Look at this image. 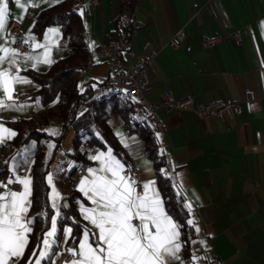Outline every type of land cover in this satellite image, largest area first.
Masks as SVG:
<instances>
[{"label":"crops","instance_id":"0c3cea01","mask_svg":"<svg viewBox=\"0 0 264 264\" xmlns=\"http://www.w3.org/2000/svg\"><path fill=\"white\" fill-rule=\"evenodd\" d=\"M21 2L38 6L30 7L25 13L14 0L9 4L6 31L8 23L17 20L22 25L23 40L29 36L34 38L26 44V51H20L42 57L44 49L31 46L39 43L51 48L53 62L68 56L71 49L62 38L60 25H48L40 35L32 30L35 14L49 3L43 0ZM81 8L84 10V15L80 16L89 54L95 55L101 45L119 37L114 24L119 13V0H79L78 9ZM20 16H23L22 22ZM130 21L133 27L129 41L131 55H126L125 59L135 62L142 54L145 41L156 51L147 71L145 96L148 99L159 101L164 93L170 92L178 98L190 95L195 103L238 100L242 108L239 114L228 112L218 118H202L191 110L167 112L159 107L156 114L162 124L159 128L150 126L155 133L158 151L165 157L161 170L170 174L168 177L176 193L183 198L184 205H192L189 219H194L201 229L196 233L192 228L188 258L184 257L183 250L180 254L184 264H192V254L202 257L196 264H264V0H139ZM49 29H57L58 34H50ZM179 29H183L186 36L180 47L172 48L168 41ZM234 31H238L240 43L234 41ZM215 34H219L221 40L209 49L204 48L200 37ZM18 59L22 68L33 70L30 67L32 61L25 62L23 57ZM49 67L40 63L33 71L46 72ZM106 74L100 59L87 60L75 79V88L82 93L89 83L91 95L80 105L79 112L89 109V101L103 100L106 121L127 156L126 161L121 160L137 169L139 180L153 179L159 189L152 161L144 153L143 138L138 132L126 131L125 115H131L133 120L132 109L122 98L109 96L100 87ZM20 75L31 81L15 85L16 102L25 107L23 111H0V123L17 133L9 122L34 118L39 128L45 130L43 143L46 155L51 159L48 172L53 173L54 184L64 197L69 191L67 171L82 167L78 181L87 167L97 165L66 156L75 135L73 128L67 127L60 136L63 122L60 116H53L46 126L39 117L40 113L49 110L58 111L59 95L43 104L38 97L32 98L39 84L26 71ZM53 128L57 135H50L47 131ZM92 130L95 137L101 138L96 130ZM89 137V133L84 134L85 139ZM14 138L5 143L9 144ZM50 143L55 145L51 151L48 148ZM83 143L81 150L87 149L88 156L108 148L88 149ZM37 144L32 139L13 150L6 165L7 174L0 177V183L11 178L13 163L19 165L18 175L27 174L32 178ZM13 157H16L15 161ZM69 165L73 167L69 168ZM26 169L30 172L26 173ZM176 173L180 174L178 178ZM180 182L182 188L176 186ZM11 187L18 190L14 185ZM75 207L84 227L86 222L78 212L77 200ZM57 258H53L56 264H63ZM43 264H50V261Z\"/></svg>","mask_w":264,"mask_h":264},{"label":"snow or ice","instance_id":"6c2138e0","mask_svg":"<svg viewBox=\"0 0 264 264\" xmlns=\"http://www.w3.org/2000/svg\"><path fill=\"white\" fill-rule=\"evenodd\" d=\"M10 2L0 0V111H23L25 105H18L15 99V85L31 81L20 75L27 68L21 67L18 58L23 57L25 62L32 61L30 67L33 70L40 63L51 65L53 61L50 59L51 48L47 44L31 45L44 49L42 57L24 54L10 46L16 43L15 37L6 31ZM43 2L54 6L62 0ZM14 3L25 13L30 7L38 6L36 3H22L21 0H14ZM78 11L81 16L84 15L82 8ZM19 19L22 22L23 16ZM49 33L58 34V30L49 29ZM33 39L29 36L22 43L29 44ZM47 131L50 135L58 134L54 128ZM16 135L15 131L0 123V144ZM54 147V144L48 145L50 151ZM12 159L15 161L16 157ZM88 159L97 166L87 167L76 184V191L81 194V198L77 199L78 212L86 222L79 236L73 234L71 224L62 228L59 224L62 219H71L72 224L80 222L64 216L61 211L68 205L61 203L64 198L56 188L51 172L46 174L51 215L45 211L37 216H29L33 205L32 178L27 174L23 177L18 175L19 165L13 163L11 178L0 183L3 189L0 191V264H43L46 260L56 264L53 258L65 253L69 258L63 260V264H184L180 255L186 243L181 240L183 225L166 209L155 180H138L133 167L118 158L111 147L89 155ZM71 167L73 165H69ZM25 171L30 172V169ZM161 172L170 175L165 169ZM179 175L176 173L177 178ZM14 184L20 188L14 190L11 187ZM176 186L182 188V182ZM184 207L189 213L192 212L190 203ZM40 216L46 219L48 227L33 244L34 225ZM186 224L196 233L201 231L194 219H188ZM200 243L205 244L204 241ZM30 244L33 246L29 250ZM190 259L192 264H196L202 257L192 254Z\"/></svg>","mask_w":264,"mask_h":264},{"label":"trees","instance_id":"16d2710c","mask_svg":"<svg viewBox=\"0 0 264 264\" xmlns=\"http://www.w3.org/2000/svg\"><path fill=\"white\" fill-rule=\"evenodd\" d=\"M139 0H119V13L114 20L116 33L123 37L129 43L133 27L130 21V15L136 9ZM79 0H62L61 3L54 4L40 9L34 17L32 30L40 35L44 28L51 24H58L62 29V38L67 42L71 49V53L55 60L46 72H37L26 70V73L39 84L38 90L32 98L38 97L43 104H48L59 95L57 102L58 111L49 110L39 114L42 125L46 126L51 122V118L58 115L62 118V131L69 126L75 131V135L71 141V150L66 156L73 158L78 162L90 163L88 159V151L81 150V145L86 142L88 149L111 147L113 152L120 159L126 161L127 156L121 147L115 135L112 133L108 125L107 111L103 104V100L89 101V109L80 113V105L91 95L89 83L86 91L79 93L75 88V79L79 72L86 66L89 48L84 37V25L80 14L78 13ZM109 96H115L110 94ZM131 115H125V128L127 132H138L144 140V153L151 159L156 172V180L165 201V207L173 218L183 225L181 228L182 241H186L183 249L184 257L188 258L190 240L193 236L192 227L186 224L189 219V213L184 207L183 198L176 193L171 179L161 172V167L165 164V157L159 153L154 130L147 124H138L131 119ZM11 126L17 129L16 137L9 142V152L0 159V177L7 174L6 161L13 152L20 148L28 141L34 139L38 142L34 152V163L32 169V188H33V205L29 212V216H37L42 212H48L51 215L50 206L47 200L50 192L46 184V174L49 171L51 159L46 155V145L43 139L46 137L44 129H40L38 122L34 118L20 119L9 122ZM84 128L82 131L81 129ZM96 130L101 138L93 135ZM89 133L90 137L85 139L84 134ZM59 138V137H58ZM72 169L67 171L66 179ZM68 200V207L62 208L64 216L74 218L79 224H72L71 219L60 220L61 228L64 224H71L74 229V235L79 236L83 223L78 216L75 201L80 197L76 189L69 187L68 193L63 197ZM63 204V201L61 202ZM48 223L43 216H40L34 225L32 234L33 244L36 237L42 235ZM29 245V250L33 246ZM71 244V241H70ZM27 255V253H26Z\"/></svg>","mask_w":264,"mask_h":264},{"label":"built area","instance_id":"2783aa9c","mask_svg":"<svg viewBox=\"0 0 264 264\" xmlns=\"http://www.w3.org/2000/svg\"><path fill=\"white\" fill-rule=\"evenodd\" d=\"M85 2V0H82ZM7 32L14 36L16 43L11 47L18 48L21 51H26L27 46L23 44L22 25L17 20H11L7 25ZM186 34L183 29L175 31L169 39L168 45L172 48L181 46ZM232 37L236 43H240V35L238 31L232 33ZM221 40L219 34L213 36L203 35L200 37L201 45L209 49ZM156 51L150 49L149 42L145 41L142 44V54L139 55L135 62H130L125 59V56H130V47L123 37H118L104 45H101L95 55L89 54L88 60L92 61L94 57L100 59L106 68V76L102 79L100 87L105 93L115 94L122 98L133 111L134 121L138 124H147L153 128H159L162 124L160 118L156 114L159 107H163L167 112L176 110H191L197 116L202 118L221 117L228 112L239 114L242 110L238 100L231 101H210L205 103H195L192 96L175 97L170 92L162 95L159 101H152L145 96V87L148 84V66L154 58ZM85 148H88L86 142L83 143ZM94 149V148H91ZM9 145L0 144V159L9 152ZM134 169V174L139 180L137 169ZM82 167L71 171L67 177L69 187L74 188L78 175ZM15 189L20 186L14 184ZM69 257L65 253L58 256L57 261L62 262Z\"/></svg>","mask_w":264,"mask_h":264},{"label":"water","instance_id":"95a60500","mask_svg":"<svg viewBox=\"0 0 264 264\" xmlns=\"http://www.w3.org/2000/svg\"><path fill=\"white\" fill-rule=\"evenodd\" d=\"M63 203H66L68 205V200L67 199H64L63 200Z\"/></svg>","mask_w":264,"mask_h":264},{"label":"rangeland","instance_id":"374dc122","mask_svg":"<svg viewBox=\"0 0 264 264\" xmlns=\"http://www.w3.org/2000/svg\"><path fill=\"white\" fill-rule=\"evenodd\" d=\"M68 184V183H67Z\"/></svg>","mask_w":264,"mask_h":264}]
</instances>
